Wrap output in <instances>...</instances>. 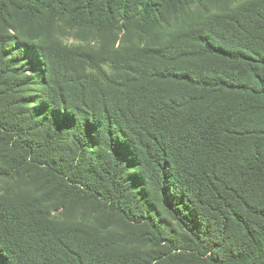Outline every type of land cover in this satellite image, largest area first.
Returning <instances> with one entry per match:
<instances>
[{
  "label": "trees",
  "instance_id": "16d2710c",
  "mask_svg": "<svg viewBox=\"0 0 264 264\" xmlns=\"http://www.w3.org/2000/svg\"><path fill=\"white\" fill-rule=\"evenodd\" d=\"M203 4L0 0V264H264V0Z\"/></svg>",
  "mask_w": 264,
  "mask_h": 264
},
{
  "label": "rangeland",
  "instance_id": "374dc122",
  "mask_svg": "<svg viewBox=\"0 0 264 264\" xmlns=\"http://www.w3.org/2000/svg\"><path fill=\"white\" fill-rule=\"evenodd\" d=\"M250 0H204L203 7L207 11L211 12H226L230 8L243 4ZM6 26L3 23H0V31H5ZM57 39L63 44L68 46H81L84 48H96L97 39L93 35H84L79 34L76 31H70L64 27L60 28L57 33ZM31 55V54H30ZM4 90H0V117H6L9 123H15L17 120V108L14 106L15 99L19 96L18 94L4 93ZM11 164V153L9 147L0 143V166L10 167ZM85 180L88 179V176L85 173L81 175ZM95 182V181H94ZM18 180L15 179H4L0 178V187H16L18 186ZM21 191L29 192L33 194L42 195L47 193L46 189L41 185L40 182H22ZM99 187H104V184L101 183ZM28 189V190H27ZM30 190V191H29ZM57 207V206H56ZM56 216L59 215V211L55 210V204L51 207ZM108 214L99 213L95 209H81L75 214V217L78 223H83L89 226H97L99 223H102L104 218ZM112 230L119 233L120 238L123 241V245L127 247H137L141 246L138 239L130 234L129 222L125 220L120 215H117L112 226Z\"/></svg>",
  "mask_w": 264,
  "mask_h": 264
}]
</instances>
